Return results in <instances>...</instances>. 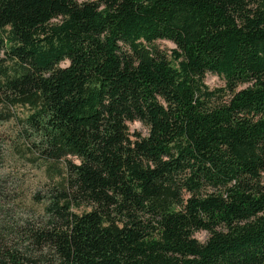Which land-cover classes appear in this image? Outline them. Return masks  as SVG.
<instances>
[{"label": "trees", "instance_id": "obj_1", "mask_svg": "<svg viewBox=\"0 0 264 264\" xmlns=\"http://www.w3.org/2000/svg\"><path fill=\"white\" fill-rule=\"evenodd\" d=\"M15 105L43 181L0 264H264V0H0Z\"/></svg>", "mask_w": 264, "mask_h": 264}, {"label": "rangeland", "instance_id": "obj_2", "mask_svg": "<svg viewBox=\"0 0 264 264\" xmlns=\"http://www.w3.org/2000/svg\"><path fill=\"white\" fill-rule=\"evenodd\" d=\"M154 42L166 51L173 46L170 40L164 38H157ZM65 63L66 60L61 61V64ZM203 80L210 87L223 84V78L212 72H206ZM25 109L15 105L11 109L13 115L0 121V221L6 224L23 219L30 208H40L30 198L32 190L42 183L43 175L36 154L31 151L21 134ZM127 125L130 131L144 133L146 130V126L137 119L129 121ZM206 235V231L202 229L193 233L198 240H204Z\"/></svg>", "mask_w": 264, "mask_h": 264}]
</instances>
